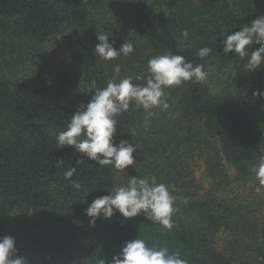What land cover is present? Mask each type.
<instances>
[{"label":"trees","instance_id":"trees-1","mask_svg":"<svg viewBox=\"0 0 264 264\" xmlns=\"http://www.w3.org/2000/svg\"><path fill=\"white\" fill-rule=\"evenodd\" d=\"M259 16L264 0H0V45H23L15 74L0 61V238H14V255L26 264H98L142 238L179 250L188 264H264V193L254 191L250 171L264 155V64L248 72L246 59L223 52L225 34ZM101 33L116 49L132 41L134 51L100 59ZM204 46L212 53L201 61ZM165 52L194 65L221 60L231 65V81L215 91L206 81L166 89L169 108H156L147 128L142 109L119 115L116 142L137 146L124 172L57 148V133L94 95L92 81L97 88L124 77L143 84L136 77L147 78L148 60ZM194 159L203 161L208 187L192 176ZM69 167L80 190L65 178ZM151 176L188 199L176 202L171 232L143 213L125 219L116 212L89 226L85 210L94 199Z\"/></svg>","mask_w":264,"mask_h":264},{"label":"clouds","instance_id":"clouds-1","mask_svg":"<svg viewBox=\"0 0 264 264\" xmlns=\"http://www.w3.org/2000/svg\"><path fill=\"white\" fill-rule=\"evenodd\" d=\"M227 33L223 39V52L226 55L232 53L242 61L246 59L248 72L264 64V16L243 25L239 31ZM181 37L185 41L188 39V29L181 32ZM109 39L107 34L97 35L98 43L94 51L104 61L127 57L134 51L130 40H126L116 49L109 43ZM254 44H258L259 48L250 52L249 49ZM188 46L187 43L183 44V47ZM211 53L212 49L204 46L196 55L201 61H205ZM147 71V78L136 77L137 80L143 79V84H134L132 77H124L118 82L110 79L106 87L97 88L96 82L92 81L88 91L94 90V95L86 106L78 108L70 116L66 128L57 133V148L72 147L76 153L96 162L99 167L111 166L121 172L134 165L133 153L137 146L124 139L116 142V118L128 112L130 106H134L136 110H143V124L147 128L151 118L156 115L154 109L164 111L169 108L166 89L179 87L189 81L203 83L209 75L205 63L194 65L186 61L184 56L171 52L150 58ZM114 72L119 74L120 65L114 67ZM259 95L264 96V92ZM81 163L84 161L77 159V164ZM250 171L254 174L256 182L254 191L258 195L264 193V155L258 158ZM76 172V168L69 167L65 178L70 180ZM70 182L75 189H81L80 183L72 180ZM108 193L94 199L86 208L85 214L90 218V227L95 226L98 218L110 219L116 212L125 219L143 213L151 223L161 226L162 233H168L174 228L173 216L179 211L176 202L188 203L187 197L171 194L169 186L158 183L155 176L131 177L126 185L115 187ZM14 244V238L11 236L0 238V264H26L24 257L14 255ZM98 264H188V261L182 258L179 250L150 246L144 239L137 238L126 241L121 251L112 256L111 261L106 262L101 258Z\"/></svg>","mask_w":264,"mask_h":264},{"label":"rangeland","instance_id":"rangeland-1","mask_svg":"<svg viewBox=\"0 0 264 264\" xmlns=\"http://www.w3.org/2000/svg\"><path fill=\"white\" fill-rule=\"evenodd\" d=\"M17 41L18 43L11 46L0 45V61L10 75L15 74L21 68L23 62L21 57L23 45L19 40H15L14 42ZM206 70L209 75L205 81L212 91L220 90L231 81V65L223 63L221 60L211 59L206 63ZM77 90H83L82 84L77 86ZM154 111L155 113L157 112L156 109H154ZM190 170L192 176L198 183L202 184L204 187L209 186L210 178L201 159H194L191 162Z\"/></svg>","mask_w":264,"mask_h":264}]
</instances>
